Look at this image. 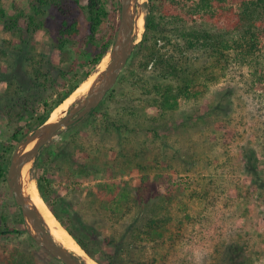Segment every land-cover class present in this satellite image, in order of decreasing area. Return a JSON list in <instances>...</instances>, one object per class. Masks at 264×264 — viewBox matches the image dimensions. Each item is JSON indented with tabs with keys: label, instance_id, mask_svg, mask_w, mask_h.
<instances>
[{
	"label": "rangeland",
	"instance_id": "1",
	"mask_svg": "<svg viewBox=\"0 0 264 264\" xmlns=\"http://www.w3.org/2000/svg\"><path fill=\"white\" fill-rule=\"evenodd\" d=\"M148 2L136 0L135 10L141 11L142 18ZM28 6L27 0L0 1V9L7 15L21 10L26 13ZM119 16L120 26L121 12ZM51 30L54 34L55 27ZM144 32L143 28L139 39ZM12 36L0 26L1 38L10 40ZM50 37L44 31L34 33L29 40L35 49L32 54L51 56ZM112 48L106 55V65ZM53 59L54 64L47 65L48 70L52 66V79L48 81L51 75H46L41 83H47L48 94L56 97L66 87L53 81L63 66L58 55ZM64 59L68 66V56ZM100 65L95 73L100 72ZM26 67L29 78L30 72L35 75L33 61ZM89 68L88 63L79 72ZM139 75L135 72L123 88H119L118 79L115 91L105 96L94 113L43 147L27 165L32 185L27 173L21 184L38 189L36 178L45 172V184L51 185L59 198L52 199L57 213L79 232L93 251L95 258L90 259L96 264H110L117 256L126 264H227L233 248L240 251L244 264H264V188L246 169L245 158L251 153L258 157L264 180V46L257 61H233L225 76L216 82L206 81L204 95L182 99L179 109L165 116L145 102L140 105L139 100L148 97ZM4 89L6 84L0 83V93ZM222 91L227 92L218 98L222 105L215 108H221V114L216 115L210 106L215 93ZM87 96L86 92L78 94L61 118ZM122 119L129 121L134 133L125 135V140H118L116 135L110 138L112 133L103 134L105 122L118 127ZM152 128L159 129V137L149 133ZM27 130V122L10 121L0 112V156L8 161L6 175L0 178V229L22 226V211L8 177L19 146L23 143V149L28 150L33 145L26 141L33 131L21 137ZM15 134L21 138L18 143ZM60 145L65 152L59 151ZM123 150V155L148 154L150 165L155 167L141 170L132 160L120 166L117 156ZM71 212L77 223L67 216ZM151 219L164 220L158 232L162 237L148 235ZM34 242L27 235L0 236V264H63Z\"/></svg>",
	"mask_w": 264,
	"mask_h": 264
},
{
	"label": "trees",
	"instance_id": "2",
	"mask_svg": "<svg viewBox=\"0 0 264 264\" xmlns=\"http://www.w3.org/2000/svg\"><path fill=\"white\" fill-rule=\"evenodd\" d=\"M27 1L28 13L21 10L7 15L0 9V26L13 34L10 40L0 37V83L6 84V89L0 93V112L7 114L10 121L27 122L28 130L21 137L47 123L52 113L96 72L115 43L122 9L121 0H87L86 3L82 0ZM144 7L143 39L136 46L118 86L125 87L138 71L143 79L140 85L146 87L148 97V100H139L140 105L145 102L161 115L176 112L184 98L189 99L200 93L204 95L208 87L206 81L216 82L225 76L233 61L247 64L257 61L261 55L264 46V0H149ZM52 26L55 27L54 34ZM38 31L51 36L53 43L48 45L52 47L51 56L32 54L35 49L29 40ZM72 54H76L75 58H72ZM57 55L59 64L63 66L59 67V75L53 81L56 85L64 84L66 90L54 97L48 94L47 83L43 86L41 77L51 75L47 78L48 81L52 79V66L48 70L47 65L54 64L53 56ZM67 56L70 64L65 66L64 57ZM32 61L35 75L30 72L29 78L25 67ZM88 63L90 68L80 73L79 69ZM4 66H7V70H4ZM225 92L215 93L216 98L210 108L216 115L221 114V108H215L222 105V100L218 98ZM196 117L199 121L200 116ZM108 120L111 121L110 118ZM105 123L103 134L112 133L110 138L116 135L118 140H125V135L134 133L130 131L129 121L119 122L118 127L113 122ZM158 130L152 128L149 133L159 137ZM14 139L18 143L21 138L15 134ZM63 149L64 146L60 145L61 153L65 152ZM124 153L125 150L118 154L119 160L116 158L120 166H126L128 160H132L141 170L155 167L150 165L152 162L148 160V154ZM251 154L245 157L246 169L255 177L257 185L264 188L258 157ZM7 163V159L1 155L0 178L6 175ZM44 174L36 178L42 199L77 244L94 259L93 251L72 227V223L63 220L57 213L52 199L59 198L54 188L45 184ZM67 216L77 223L72 212ZM20 222V229L7 225L1 228L0 236L12 238L27 235L34 242L26 230L22 212ZM162 224L164 220L151 219L148 235L159 234L162 237L158 233ZM242 258L240 251L233 248L227 255L226 263L244 264ZM98 263L106 264L102 261ZM124 263L120 256L110 262Z\"/></svg>",
	"mask_w": 264,
	"mask_h": 264
},
{
	"label": "water",
	"instance_id": "3",
	"mask_svg": "<svg viewBox=\"0 0 264 264\" xmlns=\"http://www.w3.org/2000/svg\"><path fill=\"white\" fill-rule=\"evenodd\" d=\"M135 3L136 0H121V21L112 48L113 50L110 54V63L106 65V69L101 72L102 77L94 90L87 93L88 96L85 101L74 105L68 112L67 116L61 118L58 122H47L40 128L31 132V135L28 136L26 141L33 142V145L36 144L31 150L23 153L25 149H23L22 143L14 155L9 170V186L14 194L16 204L21 208L28 234L33 240L44 246L47 251L63 264L87 263L81 257L74 253L67 252L61 245H59L47 229L43 219L25 203L26 199L21 184L22 172L24 167L38 156L43 147L47 146L61 133L76 126L89 116L101 104L105 96L114 88L122 71L131 59L134 49L141 40L139 39L141 32L136 28V23L138 22V19L142 18V16L141 11L136 12ZM142 19L144 20L145 30V18ZM36 141L40 142L37 143ZM33 231H35V234ZM87 256L89 255L87 254Z\"/></svg>",
	"mask_w": 264,
	"mask_h": 264
},
{
	"label": "bare ground",
	"instance_id": "4",
	"mask_svg": "<svg viewBox=\"0 0 264 264\" xmlns=\"http://www.w3.org/2000/svg\"><path fill=\"white\" fill-rule=\"evenodd\" d=\"M136 28L139 30V32L143 30L144 20L142 18L138 19V22L136 23ZM106 64L107 61L105 58L102 64L100 65L101 68L100 72L94 73L85 83H83L82 87L79 88L74 93V95H72V97L67 99L64 102V104L61 105L57 113L52 117L50 122L48 121V123L58 122L61 119L62 114L63 115L65 114L67 108L73 103V99H75L78 96V94H80L81 92L88 93L89 91L94 90V88L100 82V79L102 77L101 72L106 69ZM34 145H31L30 149L24 150L23 153H26L29 150H31L32 146ZM27 172H28V167L26 165L23 169L21 180L23 177L26 176ZM27 179L29 185H32L31 182L29 181L28 173H27ZM22 186H23V194L26 199L25 203L28 206H30L43 219L44 224L46 225L47 229L50 231L54 240L59 245H61L67 252L74 253L77 256L81 257L87 264H96L94 263L93 260L90 259L91 257L87 256V254L82 250V248L78 246V244L73 240L72 236L68 233V231L59 223L56 217L52 214V212L50 211V209L42 199L39 190L36 188V186L33 189H30V187H28L26 184L25 185L22 184ZM34 232L35 231H33V233Z\"/></svg>",
	"mask_w": 264,
	"mask_h": 264
}]
</instances>
